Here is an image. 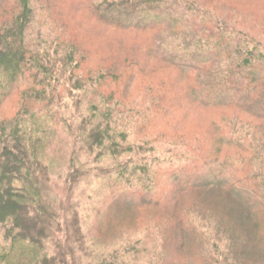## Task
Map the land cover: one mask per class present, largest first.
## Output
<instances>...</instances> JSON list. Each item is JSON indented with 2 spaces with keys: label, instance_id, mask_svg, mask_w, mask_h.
Listing matches in <instances>:
<instances>
[{
  "label": "trees",
  "instance_id": "trees-1",
  "mask_svg": "<svg viewBox=\"0 0 264 264\" xmlns=\"http://www.w3.org/2000/svg\"><path fill=\"white\" fill-rule=\"evenodd\" d=\"M175 8L183 10L180 13L184 16H201L195 14L200 11L193 0H78L68 11L57 6L54 0H0V112L3 111L0 120V231L10 246L23 244L39 249L51 243L57 247V255L45 256L35 264H64L65 259L72 256L67 245L74 240L70 231L74 227L69 217L73 210L70 193L103 161L109 165L100 174L115 175V183L125 180L127 188L124 189L133 190L130 197H137L138 205L145 202L150 208L158 207L161 211L171 198L179 200L181 193L189 197L209 188L180 182L171 190L173 177L197 172L196 169L207 167L210 162H220L225 169L222 170L232 178L228 190L236 195L242 194L238 189L246 191L248 194H244L251 197L245 202L247 208L252 210V206H256L258 217L263 213L255 218L256 223L264 224L263 39L235 31L234 26L228 28L224 18L215 17L207 29L214 31L217 37L210 41L205 39V43H214L218 51L224 47V58L203 61V56L197 55L195 64L182 62L173 66H185L183 68L195 74L192 89L199 97L197 103L220 102L203 110L206 113L216 109L222 116L223 128L230 135L227 139L219 137L214 143L216 147L210 148L204 134L198 131L172 135L160 129L157 135L160 140L181 146L180 154L171 155L184 163L175 168L169 162L161 168L154 165L159 163L156 159L148 163L144 157L153 152L149 147L153 140L146 134L143 141L137 133L144 130V126L156 129L160 119L169 112L182 110L180 113H183V101L172 93L173 89L166 88L165 82L155 84L164 87L158 93L153 89L155 85L145 86L144 99L151 103L149 107L143 103L127 104L121 93L130 82L140 78L145 68L141 59L147 57L171 66L170 60L157 50L163 27L152 22L164 16L170 20ZM77 12H85L91 21L112 31L140 33L143 42L117 45L112 53L95 58L96 49L89 46L84 33L73 26L71 19L69 23L65 21ZM80 25L83 26L81 21ZM82 103L84 113L77 116L75 110H79ZM69 108L71 114H67ZM143 111H146L145 117H142ZM123 114L126 122L120 118ZM148 115L151 117L147 123L141 122ZM55 121L64 124L71 138L72 151L62 187V191L67 192L65 200L50 183L47 166L42 161L46 124ZM128 125L136 130H123V126ZM131 135L134 142L129 140ZM140 190H145L146 194ZM165 221L159 232L164 242L173 243L178 239L175 233L186 228L189 231L186 238L196 246L189 249L185 261L179 264H217L211 255L213 250L200 252L198 245L208 243L206 236L203 232L196 233L184 216L177 220L169 217ZM224 232L229 237L228 231ZM216 233L220 234L218 230ZM237 236H232L230 243L241 247L230 248L231 251L223 249L224 264L250 263L241 257L247 237L240 233ZM217 245L214 242V249ZM2 257L6 256H0V264Z\"/></svg>",
  "mask_w": 264,
  "mask_h": 264
},
{
  "label": "rangeland",
  "instance_id": "rangeland-1",
  "mask_svg": "<svg viewBox=\"0 0 264 264\" xmlns=\"http://www.w3.org/2000/svg\"><path fill=\"white\" fill-rule=\"evenodd\" d=\"M54 1L57 6L68 11L71 7L73 8L74 3L78 0ZM193 1L198 5L200 11L195 14H200V18L191 15L184 16L180 13L184 12L183 10L175 8L177 10L170 13V20L164 16L152 22L163 27L161 30L162 40L157 50L159 55L170 60L171 66L160 64L152 59L148 60L147 57L141 59V64L145 65V68H142L140 78L130 82L124 93L123 91L121 93L127 104L143 103L149 107L151 103L144 99L145 86L165 82L166 88L173 89L172 93L179 95L182 99L185 107L183 113H180L182 110L169 112L160 119L155 126L156 129L154 126H144V130L137 133L141 140L146 134L149 139L153 140L149 144L153 152L146 153L144 157L147 158L148 163H152L156 159V162L159 163L154 165L158 164L161 168L167 166L169 162L175 168L181 167L184 160L174 159L171 154H180L183 149L180 145L172 144L170 141L160 140L157 136L159 131L164 130L172 135L198 131L204 134L210 148H214V143L219 137L227 139L230 135L229 131L223 128L220 120L222 116L216 109L206 113L203 110V107L217 106L220 102L197 103L200 101L199 97L196 90L192 89V79L195 74L192 75L193 71L183 68L185 66L175 65V67L173 63L195 64L194 58L197 55L203 56L201 58L203 61L222 60L224 58L226 53L224 47L219 48L218 51L214 49V43L210 45L205 43V39L210 41L217 37H214V31L207 29L215 17L224 18L228 28L234 26L235 31H241L247 35L251 34L264 40V0ZM70 19L73 26L84 33L83 36L87 38L89 46H92L94 50L96 49L93 54L95 58H98L100 54L112 53L116 50L117 45L123 44L124 46L127 43L138 44L143 42L140 33L128 34L112 31L91 21L85 12H77L65 21L69 23ZM80 21L83 26L80 25ZM200 38L202 41H199ZM163 88L159 85L153 87L157 93ZM196 107L199 109H194ZM219 107L222 106L219 105ZM84 108L82 103L78 108L79 110H75L77 116L84 113ZM2 112H0V120ZM71 112L69 108L67 114H71ZM145 114L146 111H143V116H141L145 117ZM150 117L151 115H148L140 121L146 124ZM120 118L126 122L124 114ZM153 124L155 125L154 121ZM46 128V134L43 136L42 161L47 166L50 183L60 194V198L65 200L67 192L65 189L62 191V187H64L63 180L67 171L69 155L72 151L71 138L64 129L63 123L50 122L46 124ZM127 129L129 131L136 130L130 125L126 128L123 126V130ZM129 140L135 141L133 135L130 136ZM81 159H84L83 156ZM108 165L107 161L101 162L99 167L94 168L93 172L83 178L70 193V206L73 207V210L69 217L74 223V227L70 228V231L74 240L67 243L72 256L67 257L64 264H174V262L179 264L181 260L185 261L189 249L196 247L186 238L189 231L185 228V231L181 229L175 233L178 239H172L173 243L164 242L159 233L163 230L162 226H164L163 223L166 222V219L171 217L177 220L179 216L182 218L184 216L187 219V224L193 229L195 228L196 233H204L205 241L208 243L204 245L203 242L199 241V250L200 252L205 249L213 250L211 255L217 260V264H224L221 258L223 249L231 251L230 248L241 247L230 243L233 239L232 236L236 237L239 233L243 237H247L248 240L241 257L250 262L249 264H264V224L256 223L255 219L261 217L263 213H260L258 217L256 206H252V210L247 208L245 202L251 200V197L245 195L248 194L246 191L236 188L242 192V194L236 195L231 193L233 190H228V184L232 182V178L225 173L226 171L220 162H210L207 167L196 169L197 172L186 176L178 174L173 177L171 190L181 183L192 186L203 184L209 188L192 194V197L181 193L180 199L174 201L171 198V202L168 201L170 203L163 211L158 207L150 208L151 206L145 202L138 205L135 201L137 197H130V192L133 190L124 189L127 188L125 180L115 183V175L100 174L101 170H104ZM215 186L218 187L213 189ZM121 188L125 191L120 192ZM226 192L228 193L227 196ZM140 193L146 194V191L140 190ZM141 206L145 208L138 209ZM244 208L247 209V212ZM216 230L220 233L219 235H217ZM224 231H228L229 237ZM181 234H183L182 237ZM2 235L3 232L0 231V256L5 255L6 257L1 258L3 259L1 264H35L36 261L45 256L57 255V247H53L51 243L39 249L30 248L23 244L10 246L8 242L3 240ZM163 235L167 236V233H163ZM59 237H63V234H59ZM214 242L219 244L217 249H214ZM203 259L206 260L208 257H203Z\"/></svg>",
  "mask_w": 264,
  "mask_h": 264
}]
</instances>
